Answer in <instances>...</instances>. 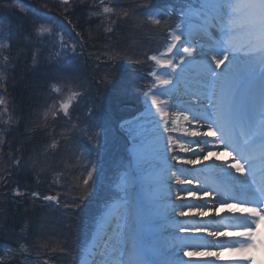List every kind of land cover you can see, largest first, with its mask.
Masks as SVG:
<instances>
[{"label":"snow or ice","instance_id":"6c2138e0","mask_svg":"<svg viewBox=\"0 0 264 264\" xmlns=\"http://www.w3.org/2000/svg\"><path fill=\"white\" fill-rule=\"evenodd\" d=\"M180 13L164 58L149 59L171 69L159 83L187 101L183 133L196 148L174 139L167 122L127 127L130 166L95 221L90 264H264L254 255L264 251V0H186ZM151 102L156 107L155 97ZM60 107L67 114L69 104ZM99 171L88 170L83 185L95 183ZM200 172L209 183L190 174ZM229 213L231 230L210 228L208 220ZM195 237L211 238L216 250L190 244Z\"/></svg>","mask_w":264,"mask_h":264},{"label":"trees","instance_id":"16d2710c","mask_svg":"<svg viewBox=\"0 0 264 264\" xmlns=\"http://www.w3.org/2000/svg\"><path fill=\"white\" fill-rule=\"evenodd\" d=\"M185 4L186 0H104L103 4L100 0L67 4L0 0V99L4 100L0 104V264H75L81 258L115 178L126 168V142L115 132V144L106 142L112 153L98 160L103 168L96 179L102 183L91 193L80 190L86 168L63 171L65 162L49 173L44 154L55 147L54 154L60 156L62 146L71 143L70 157L78 160L79 154L72 150L75 145L83 151L84 165L92 166L90 152L99 142L97 133L113 130L140 108L141 94L152 84L151 64L143 61L165 48L168 31L178 23ZM104 7L112 11L104 13ZM50 23L47 32L40 31ZM121 57L123 62L112 60ZM117 70V78H130V92L136 96L107 105L104 79L115 92L118 81L112 74ZM65 93L75 96L67 114L59 110L46 117ZM58 175H64L66 183L59 184ZM15 189L21 195H13ZM69 190L75 197L67 199L70 192L65 193L67 212H58L59 195ZM46 195L60 200L45 202ZM92 207L97 211L92 213ZM47 213L57 226L50 238L47 234L41 238L38 218Z\"/></svg>","mask_w":264,"mask_h":264},{"label":"rangeland","instance_id":"374dc122","mask_svg":"<svg viewBox=\"0 0 264 264\" xmlns=\"http://www.w3.org/2000/svg\"><path fill=\"white\" fill-rule=\"evenodd\" d=\"M56 1H58V2H62V3H64V1H62V0H56ZM70 0H68V2H69ZM92 1H98V0H92ZM180 23V22H179ZM178 23V24H179ZM53 23H50L48 26H47V29H49V28H51V25H52ZM177 29H175L174 31H172L171 32V34H170V39H171V36L172 35H174V34H177ZM132 50V49H131ZM165 54H166V52H165ZM149 57H150V54H148L147 56H146V60L145 61H143L145 64H149V63H154L155 64V66L157 65L156 64V62H155V60H151V59H149ZM157 59H163V57H161V56H155ZM112 60H116V61H119V62H123L124 61V58L123 57H121V58H119V59H112ZM158 66V70H156L155 68H154V71L153 72H151V76L153 77V79L155 80V82H156V86H155V89H152V90H150V91H148V92H146L144 95H143V98H142V102H143V105H144V111L143 112H141V113H139V114H137V115H132V116H129L125 121H122L117 127L115 126L114 127V130H115V132H117V133H120L121 135H123L126 139H124L125 141L127 140V142H128V148H127V153H128V157H129V159H128V162H129V164H128V166H127V168L130 166V153H131V151H132V141L130 140V138H129V135H128V132H127V130L125 129V128H122L121 127V125L123 124V125H128V124H131L132 122H134V121H136L137 119H139V118H141L142 116H145L146 114H148V111H149V107H148V105H147V96H150V95H153V96H157V95H159V92H161V90L163 89V88H161L162 87V85H160V83H159V79H160V77H161V73H162V69H163V67L162 66H160V65H157ZM118 73H119V71L117 70L115 73H113L112 75L114 76V77H116L117 78V75H118ZM117 88L115 89V92H114V87H113V85H107L106 84V79H104V85H106V96H105V99H104V101H103V103L104 104H107V105H112V104H114V102H116V101H119V100H122L121 99V97H124L125 99H127V100H130V101H132V99L136 96L133 92H130V90L132 89V87H133V84H131L130 83V78H126V77H120V78H117ZM128 89V92H126V90ZM167 91H169V90H167ZM98 93H102V92H98ZM157 94V95H156ZM73 95V94H72ZM70 96V95H65L66 96V98H64L62 101L64 102V103H68L69 105L71 104V102L73 101V96ZM62 104V103H61ZM60 104V105H61ZM60 105L58 106V107H53L50 111H48V112H46L45 113V116L46 117H49V116H51V115H54V114H56L59 110H63L61 107H60ZM160 124H158V125H155V126H159ZM97 126V125H96ZM95 126V127H96ZM110 129H112V128H110ZM106 130L105 132H104V134H99V132L97 133L98 135H99V142L95 145V149H94V153L92 154V166H85L84 164H86L85 162H82L83 160H82V157L80 156L81 155V151H82V149L80 148H77L75 145H74V147H73V152L74 153H76V154H79V157H78V160L76 159V158H74V159H72L71 157H70V154H69V152H68V149L70 150V146H71V143H70V145L69 146H67V145H63L62 146V149H61V151H62V154L60 155V156H58V152L57 153H55L54 154V148L51 150V151H49L48 152V150H46V152H45V154H44V157H45V155L47 154V156L45 157V161H48V164L46 163L45 164V169L49 172V173H53V172H55L58 168H60L61 166H62V164H64L65 162H67L66 164H65V166H64V168H63V171H66V170H74V171H80V170H83V169H87V171L88 170H90V169H93V168H96V167H98L99 168V170L101 171V169L103 168V167H101L99 164H98V160L101 158V156L103 155V154H107V155H109V154H111L112 153V147L111 146H107V144H106V142L109 144V145H112L113 146V142L111 141V138L110 137H112V130ZM81 132H83V133H87V136H88V132L86 131V130H80ZM94 148V147H93ZM92 148V149H93ZM48 149V148H47ZM60 151V152H61ZM83 152V151H82ZM35 164H34V162H31L30 163V166L29 167H33ZM99 171V172H100ZM40 172L43 174L44 173V171L43 170H41L40 169ZM66 174H67V172H66ZM59 176V177H58ZM58 176H56V177H58L59 178V181H60V183L59 184H62V183H66L65 182V180H66V177L64 176V175H58ZM96 176H99V174L98 175H96ZM117 178H118V176H116V178H115V180L117 181ZM97 179H95V183H90V186H85V185H82V188L80 189V190H85V189H87V191H89L90 193L92 192V190H93V192L95 191H97V189L99 188V185L102 183H99V181L97 182ZM104 182V181H103ZM109 182H110V177H109ZM91 184L93 185V187L91 186ZM67 189V187H64V188H62L61 190H66ZM57 190H58V188H57ZM59 191V190H58ZM70 192V193H69ZM17 193V191H15L14 193H13V195L14 194H16ZM65 193H69V195L66 197L67 199H74V197H75V195L72 193V191L71 190H69V191H67V192H64V193H62L61 195H59V196H61V198H62V203L60 204V206L58 207V212H67V208H66V204H65V202H64V200H63V197L65 196ZM39 196H37V198H38ZM58 197V196H57ZM58 200H60V198L58 197ZM66 201H68V202H73V200H66ZM45 202H50V201H45ZM55 203H58V201L57 202H55ZM97 209L98 208H94V207H92V209H91V211H92V213H94L95 211H97ZM50 218H53V220H51ZM54 226H57V224L55 223V221H54V216H50V214L49 213H47L44 217L43 216H40L39 218H38V227L36 228L37 229V231H38V229H39V236L41 237V238H43V236L45 235V234H47L48 236H49V238L52 236V234H51V230L53 229V227ZM31 229H33V225H31V227H30ZM35 229V230H36ZM93 234H94V236H95V233H94V230H93ZM94 236H93V240H92V244H93V242H94ZM47 244H50L49 242L47 243ZM95 255V253L93 252V250H92V246H91V248H89L88 249V251H87V256L84 258V259H78L77 261H76V263L75 264H90V261H91V258L92 257H94V255ZM90 255L92 256V257H90Z\"/></svg>","mask_w":264,"mask_h":264},{"label":"bare ground","instance_id":"6f19581e","mask_svg":"<svg viewBox=\"0 0 264 264\" xmlns=\"http://www.w3.org/2000/svg\"><path fill=\"white\" fill-rule=\"evenodd\" d=\"M192 31L195 33L197 29L193 27ZM195 36H193V39ZM178 59V57H177ZM171 73V69H162L161 73V78H166V74ZM161 92H159V95L157 96H147V105L149 107L148 114L145 116H142L141 118L137 119L136 121L132 122L131 124L125 125V129L127 127H132L135 128L137 125L143 124L146 128H152L155 125H158L159 122L163 124L164 120H161L162 116L165 118V122H167V126L170 130L173 128L175 129L174 131H170L169 134L173 136L175 139L176 137H182L185 141V146L186 147H192L196 148L195 143L189 144L188 141L193 139V138H188L184 137L183 130L185 128H189V122H186L183 120V115L181 113L188 108V103L187 101L180 97L177 94V89L175 86H163ZM169 90V92L166 93V91ZM191 87H189L188 91L191 92ZM155 97L157 104L156 107L152 106V98ZM163 97L167 98V101H163ZM156 108H159L161 111L157 112ZM188 114V113H184ZM173 121H175V124H173ZM191 125L193 127H197L198 125L196 124L195 121H191ZM183 155V153H182ZM192 175H195L198 179H200L204 183H209L210 181L207 178L206 173L200 172V173H190ZM187 187V186H185ZM189 200H192L191 197L188 198ZM211 201H209V205H211ZM231 213H229L227 216H224L222 219L221 218H214L211 220H208L209 226L211 228H216V227H224V226H229V230H231L234 227V222L230 219ZM177 219H181L177 217ZM196 219H199L198 217ZM186 220L188 222H193L192 217H187ZM264 229V226L261 224L260 226V234L262 230ZM224 241H220V243H223ZM189 243L199 247L200 245L206 244L209 250H216V242L212 241L211 238L207 237H195L189 240ZM228 254H225L227 257ZM256 255L257 259H264V251H257L254 253ZM187 259V258H186ZM215 264H225L224 261H217Z\"/></svg>","mask_w":264,"mask_h":264}]
</instances>
